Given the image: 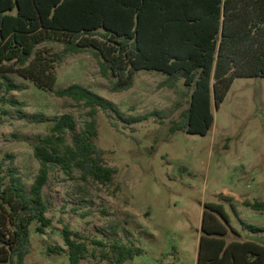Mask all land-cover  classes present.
<instances>
[{"label": "trees", "instance_id": "1", "mask_svg": "<svg viewBox=\"0 0 264 264\" xmlns=\"http://www.w3.org/2000/svg\"><path fill=\"white\" fill-rule=\"evenodd\" d=\"M46 43L63 45L64 51L41 48ZM87 52L98 59L113 93L132 89L141 71L165 76L163 84L170 89L183 81L181 96L188 107L171 121L170 132L207 136L214 125V108L224 102L234 81L264 78V0H0V101L24 90L10 77L13 74L91 109V120L71 143L65 135L76 130L74 117L48 119L52 133L34 147L40 169L29 188L17 168L4 171L0 163V263L23 264L33 225L41 235L52 226V203L44 188L53 171L79 172L84 181L102 186L113 184L118 173L107 164V151L96 143V116L99 110L109 118L117 114L125 120L124 115L82 85L56 90L58 65L68 56ZM112 124L118 130V124ZM244 206L264 212V202L245 201ZM241 225L244 231L264 234V226L243 220ZM62 232L70 264L95 259L89 245L102 248V263L114 258L115 264H127L142 253L119 240L109 253L102 241L68 227ZM202 232L197 264H264V244L242 240L222 203L204 205ZM230 233L232 241L226 239Z\"/></svg>", "mask_w": 264, "mask_h": 264}, {"label": "rangeland", "instance_id": "2", "mask_svg": "<svg viewBox=\"0 0 264 264\" xmlns=\"http://www.w3.org/2000/svg\"><path fill=\"white\" fill-rule=\"evenodd\" d=\"M41 48L64 51L56 43ZM10 77L24 90L0 101V163L4 171L17 168L29 188L40 169L34 147L52 133L48 119L74 117L76 130L65 135L71 143L91 120V109L84 102L40 90L18 75ZM165 79L141 71L132 89L113 93L92 53L68 56L58 65L56 90L82 85L124 115L125 120L117 114L109 118L99 110L96 116V143L107 151L106 162L118 173L113 184L102 186L84 181L79 172L53 171L44 188L52 203L48 214L52 226L41 235L33 225L23 264H70L64 227L102 241L109 253L116 240L141 248L142 253L127 264H197L206 203L225 206L242 240L264 244V234L244 231L241 225L243 220L264 226V212L244 206L245 201L264 202V78L234 81L224 102L214 108V125L207 136L170 132L171 121L179 119L188 104L181 96L183 81L170 89L164 86ZM130 119L137 120L128 124ZM226 239L235 237L230 233ZM50 248L63 251L52 253ZM89 250L96 258L82 264H115L114 258L100 261L102 248L89 245Z\"/></svg>", "mask_w": 264, "mask_h": 264}]
</instances>
